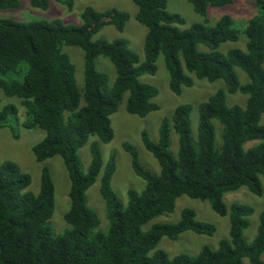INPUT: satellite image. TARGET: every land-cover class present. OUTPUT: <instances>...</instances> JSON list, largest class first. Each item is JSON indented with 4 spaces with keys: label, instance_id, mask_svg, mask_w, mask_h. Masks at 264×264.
Instances as JSON below:
<instances>
[{
    "label": "trees",
    "instance_id": "obj_1",
    "mask_svg": "<svg viewBox=\"0 0 264 264\" xmlns=\"http://www.w3.org/2000/svg\"><path fill=\"white\" fill-rule=\"evenodd\" d=\"M72 5V0H57ZM135 19L146 29L144 59L121 37L93 39L105 25L122 31L128 13L116 8L97 11L90 7L81 13L78 24L59 18L17 21L0 17V90L17 96L24 107L22 125L39 128L43 137L32 146L37 161L59 155L69 173L70 207L65 213L68 227L55 235L49 227L54 210V183L49 168H41L37 193L28 190L30 175L13 161L0 163V264H264V209L258 214L257 231L251 241L243 235L253 213L250 205L223 202L222 195L242 185L262 194L264 182V0H255L257 14L249 18L242 32L246 49L220 45L238 39L240 30L229 15L213 25L204 19L187 28L180 14L166 8V0H131ZM195 13L204 17L208 6H223L232 0H187ZM45 9L48 0H29ZM19 6V0H0V10ZM199 45H202L201 49ZM62 46L83 50L84 82L78 88L75 67ZM159 54L169 71V88L180 93L193 79L213 82L222 79L226 91L247 95L244 106L227 105L226 92L217 89L198 105L197 137L190 129L189 103L175 107L164 117L156 142L143 131L144 147L157 160L158 174L144 168L138 152L129 143L134 172L144 180L141 190L129 188L124 204L111 185L116 162L114 153L103 161L100 144L113 137L110 115L127 92L126 110L144 116L157 108L152 101L157 89L139 81L142 74L156 70ZM107 57L116 78L111 87L107 75L95 64L97 56ZM243 70L248 81L241 83L235 68ZM17 115L13 104L0 108V128ZM221 125L220 143L215 127ZM170 121L178 136V149L170 150ZM16 136V134H14ZM89 143L91 159L82 171L78 149ZM100 176L99 191L106 205L108 228L99 231V219L87 205L85 191ZM181 195L207 199L220 215L228 214V237L216 249L202 247L195 255L169 256L155 249L162 236L176 239L186 230L211 234L215 226L199 221L191 208H184L175 222L141 226L152 218L170 212ZM154 250L152 253H150Z\"/></svg>",
    "mask_w": 264,
    "mask_h": 264
},
{
    "label": "rangeland",
    "instance_id": "obj_2",
    "mask_svg": "<svg viewBox=\"0 0 264 264\" xmlns=\"http://www.w3.org/2000/svg\"><path fill=\"white\" fill-rule=\"evenodd\" d=\"M87 7L97 11L116 8L127 12L129 17L121 32L113 25H105L93 36V39L104 37L112 40L121 37L127 41L128 47L138 55L139 60L143 61V41L146 29L136 21L135 13L137 8L131 0H72L70 8L60 1L48 0V6L45 9L31 6L29 0H19L18 7L0 10V17L17 21L59 18L67 24H78L81 21L82 11ZM166 8L170 12L181 15L184 20L182 24H178L181 29L187 28L195 22H203L204 19L210 25H213L221 16L229 15L235 27L240 30V33L237 40L226 41L220 45V49L223 51L230 48L246 49L247 39L242 30L247 20L257 14L258 11L255 0H232L231 3L223 6H208L204 17L195 13L192 5L187 0H166ZM201 47L202 45H199L200 49ZM62 50L69 55L74 64L76 84L81 89L84 82L83 50L76 46H62ZM95 64L99 71L107 75V85L111 87L116 78L115 69L111 61L107 57L100 55L96 57ZM235 70L240 82L246 83L248 81L246 73L238 67ZM186 73L192 77V85L182 86L180 93H173L169 88V71L166 67L164 56L159 54L156 60L155 72L139 76L140 82L150 84L157 89L156 96L152 98V101L157 104V108L144 116L129 113L125 104L128 94L126 92L117 109L110 115L113 137L108 142L99 141V144L103 161L107 159L109 153H114L115 155L116 167L112 175L111 185L118 198L124 204L127 202V190L129 188L139 191L145 184L144 180L134 172L130 154L123 148L122 144L124 142L131 144L136 149L139 161L144 168L158 174L160 166L157 160L143 145L141 138L143 131L147 133L152 141L156 142L162 119L164 117L170 118L177 105L189 103L191 105V135L196 138L199 118L198 105L206 101L210 95L220 88L226 92L227 105H245L247 95L238 91L234 93L226 91L225 82L222 79L210 82L205 79H198L192 73ZM6 104L16 106L17 115L14 119L9 120L5 127L0 128V163L7 160L13 161L22 171L28 173L31 181L27 189L34 193L39 190L41 168L44 165L49 168L54 183V210L49 219V227L55 235L62 234L68 227L64 216L70 207L68 195L70 179L66 165L59 155L49 157L44 161L35 159L32 153V146L43 137V131L39 128L24 127L22 125L24 107L20 99L17 96L6 95L0 90V108ZM211 122L215 127L216 144H219L222 127L215 119L211 120ZM259 123L264 124V113L261 114ZM93 140H97V138L90 137L88 142L78 149L82 171H86L89 166L91 159L89 143ZM170 141V150L176 154L178 136L172 127V121H170ZM99 186L100 176H97L95 182L85 191V194L88 207L96 213L99 219V225L96 229L106 231L108 228L106 205L101 197ZM262 188L263 191L260 195L252 193L246 185L226 191L222 195V200L227 206L232 203H242L253 208V213L248 217L249 224L243 232L247 241H251L254 238L258 225V214L264 209V182H262ZM184 208L193 209L197 220L213 224L215 230L211 234L186 230L179 234L176 239L162 236L154 250L162 249L169 256L179 253L195 255L204 246L216 249L219 241L228 237V214L220 215L216 213L207 199L192 198L187 195L179 196L172 211L152 218L143 224L141 229L146 230L156 222L178 221ZM262 259L264 261V252Z\"/></svg>",
    "mask_w": 264,
    "mask_h": 264
}]
</instances>
